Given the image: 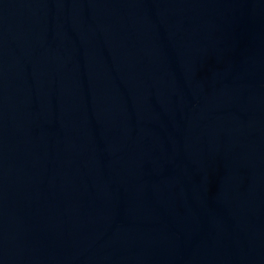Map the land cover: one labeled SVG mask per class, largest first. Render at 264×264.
<instances>
[{
    "label": "water",
    "instance_id": "obj_1",
    "mask_svg": "<svg viewBox=\"0 0 264 264\" xmlns=\"http://www.w3.org/2000/svg\"><path fill=\"white\" fill-rule=\"evenodd\" d=\"M0 264H264V0H0Z\"/></svg>",
    "mask_w": 264,
    "mask_h": 264
}]
</instances>
